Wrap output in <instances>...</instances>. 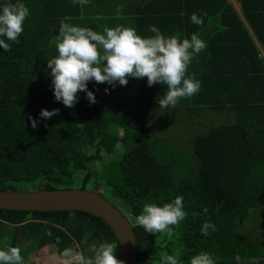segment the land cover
I'll use <instances>...</instances> for the list:
<instances>
[{"label": "trees", "instance_id": "1", "mask_svg": "<svg viewBox=\"0 0 264 264\" xmlns=\"http://www.w3.org/2000/svg\"><path fill=\"white\" fill-rule=\"evenodd\" d=\"M92 1L80 6L72 0H22L30 16L19 43L7 52L0 49V190L20 191L23 183L34 185V191L73 189L75 182L87 190L92 183L96 190L91 191L109 200L100 192L106 189L127 209L128 218L123 215L135 234L136 264H161L168 255L189 264L200 252L212 254L215 264H264V56L239 15L227 0L163 1L164 7L157 4L151 12L148 0L143 4L147 18L138 19L142 27L146 21L181 38L199 35L201 27L206 31L207 47L188 67V74L201 82L200 91L163 109L157 98L166 86L149 87L146 77L115 87L92 81L88 89L96 103L81 92L75 107L68 108L54 98L47 61L58 54L63 17L103 33L98 19L103 10ZM240 4L264 49V0ZM193 13L203 18L195 29L188 26ZM209 20L215 23L212 30L204 28ZM142 27L137 26L139 35H154ZM41 109L59 113L42 120ZM156 109L161 110L157 118ZM206 113L227 118L193 134ZM29 117L39 121L36 128ZM151 126L170 138L151 135ZM191 134L193 154L180 146V139ZM177 196H183L187 215L170 226L171 236L147 233L137 224L144 204L162 205ZM206 221L216 227L207 236L201 232ZM84 240L116 244L120 259L113 230L92 213L0 209V249H21L22 242H29L27 251L21 249L24 261L33 253L32 244L62 252ZM42 254L44 259L49 253Z\"/></svg>", "mask_w": 264, "mask_h": 264}, {"label": "clouds", "instance_id": "2", "mask_svg": "<svg viewBox=\"0 0 264 264\" xmlns=\"http://www.w3.org/2000/svg\"><path fill=\"white\" fill-rule=\"evenodd\" d=\"M73 4L84 6L89 0H72ZM120 9H117L119 16ZM30 16L29 8L16 0H0V49L7 52L12 43H19L24 31V22ZM192 23L203 24L202 16L191 15ZM71 17H63L56 36L57 55L47 61L54 98L68 108L75 107L80 93L91 104L96 103L93 91L88 83H107L115 87L126 86L129 78L141 80L147 78V85L166 86L162 96L157 98L160 108L175 106L181 98H189L200 91L201 82L188 74L192 60L207 47L206 41L198 34L190 38H181L179 34L165 35L155 25H150L151 36L142 37L135 28L117 25L105 27L103 33L91 27H81L70 22ZM109 88H105L107 93ZM59 109H41L39 118L47 120L57 115ZM31 126L36 128L38 120L29 117ZM183 196H177L171 202L146 203L137 224L147 233H167L172 235L170 226L185 220ZM209 229L216 231L215 224L206 221L201 227L203 235H209ZM50 234V233H49ZM94 256L86 257L77 248L68 247L62 256L74 264H124L117 258V245L104 241L94 245ZM0 264H24L19 247L0 249ZM161 264H181L179 256H165ZM189 264H215L213 255L200 252L194 255Z\"/></svg>", "mask_w": 264, "mask_h": 264}, {"label": "water", "instance_id": "3", "mask_svg": "<svg viewBox=\"0 0 264 264\" xmlns=\"http://www.w3.org/2000/svg\"><path fill=\"white\" fill-rule=\"evenodd\" d=\"M0 209L24 211H85L100 217L113 230L124 264H136L137 243L123 213L102 195L78 188L38 191L0 190Z\"/></svg>", "mask_w": 264, "mask_h": 264}, {"label": "crops", "instance_id": "4", "mask_svg": "<svg viewBox=\"0 0 264 264\" xmlns=\"http://www.w3.org/2000/svg\"><path fill=\"white\" fill-rule=\"evenodd\" d=\"M151 1L152 3L150 4V7H149L150 12L154 7L157 6V4L160 5L161 7H164L165 6L164 2L176 3L181 0H151ZM227 1L233 6L236 13L239 15L240 19L244 23L246 30L251 35L253 42L256 44L258 50L261 53V56H264V49L261 47V45L257 41L254 31L252 30L248 21L244 18L242 14L240 0H227ZM92 2H95V6L103 10V15H101V17L98 19H102L101 23L104 26V28L105 27H115L117 25H124L126 27H133L139 31V29H137V26L138 27H142V26H141V23L138 22V19L147 18L148 16V14H146L143 11V4L147 3L148 5V0H94ZM118 8L120 9L119 16L117 14ZM176 10H177V7H175L174 5L173 11L176 12ZM136 12H139V14H135ZM182 13H184V10L182 11ZM204 23H205V26H204L205 29L212 30L215 27V23L212 22L211 20L204 22ZM143 25L144 26L142 28H144V33H146L148 31L146 29H148L150 24L144 21ZM188 26L195 29L197 25L194 23L191 24L189 21ZM202 29L203 27L199 28L200 31L198 35L201 39L204 38L202 35H206V31Z\"/></svg>", "mask_w": 264, "mask_h": 264}, {"label": "rangeland", "instance_id": "5", "mask_svg": "<svg viewBox=\"0 0 264 264\" xmlns=\"http://www.w3.org/2000/svg\"><path fill=\"white\" fill-rule=\"evenodd\" d=\"M142 34V36H143V33H141ZM160 113H161V110H155V112H154V114H155V116H156V118L158 117V115H160ZM220 118H227V117H223V115H216V116H214L213 114H211V113H206V114H204L203 116H202V118L200 119V124L199 125H197V127L195 128V129H193L191 132L194 134V133H202V132H205L207 129H208V127L211 125V124H218L219 123V120L218 119H220ZM147 124H149V123H147ZM146 126V125H145ZM148 129H151V135H157V134H160V135H162L164 138H166L167 140L170 138L169 136H168V134L166 133V132H162V131H160V128H155L154 126L152 127H150V128H148ZM158 132H160V133H158ZM120 134H121V132H120ZM193 134H191V135H189V136H187L186 137V139L185 138H181L180 139V141L182 142V144H180V146H183L185 149H186V151L189 153V154H193V151H192V142H193V140H192V136H193ZM89 152H90V150H92L91 149V147H89ZM190 156V155H189ZM103 157H105V155H103ZM105 159V158H104ZM95 164V171H97L98 172V170H99V165H97V163H94ZM98 174V173H97ZM96 174V175H97ZM76 175H77V177H79V176H81V171H78V172H76ZM95 175V176H96ZM91 184L92 183H90L86 188H87V190H89V191H91V190H96V189H94L92 186H91ZM74 185H76L77 187H78V183L77 182H75L74 183ZM75 186V188H77ZM20 188L22 189V190H20V191H34L35 190V186L34 185H32V184H29V183H23V184H21L20 185ZM37 188H38V186H37ZM100 192H102L106 197H108L109 198V201L110 202H112L127 218H128V215H126V211H127V209H126V207L124 206V204L122 203V202H120V200L119 199H117V198H112V197H110L109 195V191H107L106 189H104V191L102 190V191H100ZM246 233H248L249 235L251 234V231L249 232V230H247V232ZM103 242V241H102ZM100 243H98L97 244V246L99 245ZM21 245V244H20ZM23 248V247H22ZM51 248V247H50ZM54 249V248H53ZM45 250H47V249H45ZM91 250V249H90ZM88 255L89 256H94V251H91V253H88ZM39 261H43L44 259H43V254H42V252L41 253H39ZM49 256H51L52 257V255H50L49 254ZM30 259V258H29ZM56 261H58V259H57V257H56V259H55ZM252 261V260H251ZM251 261H245V262H240L239 264H260L258 261H255V262H251ZM74 262H72V261H70V260H66V261H64V263H57V262H55V264H73ZM25 264H27V263H25ZM32 264H34V262L32 261Z\"/></svg>", "mask_w": 264, "mask_h": 264}, {"label": "flooded vegetation", "instance_id": "6", "mask_svg": "<svg viewBox=\"0 0 264 264\" xmlns=\"http://www.w3.org/2000/svg\"><path fill=\"white\" fill-rule=\"evenodd\" d=\"M74 211V210H73ZM36 212H39V211H36ZM76 243V242H75ZM98 243H100V242H98ZM98 243H87L85 240L82 242V244H79V243H76L75 245H73L72 247L73 248H77L78 247V250H80V251H82L84 254H85V256L86 257H88L89 255H88V253H91V251H94V249H93V246L94 245H97ZM29 246V242H27V241H24V242H22V244H21V249L22 250H24V251H27L28 250V247ZM23 247V248H22ZM30 247L32 248L31 249V251L33 252V253H31V254H29V256L27 257L28 259L26 260L25 259V261H24V264L25 263H27V261H33L34 262V264H55V262H57V263H64V261H66L67 260V258H64L63 256H62V252H60L55 246H51V249L50 250H42V248L41 247H39V245H38V243H35V244H32V245H30ZM54 248V249H53ZM91 249V250H90ZM49 253L50 255H52V257L51 256H49V254H44V256H45V260H43V261H39L40 259H38L39 258V256L36 254V253ZM56 253H61V254H59V255H57ZM56 257H57V259H58V261H56L55 259H56ZM29 258H30V260H29ZM35 259H38V263H35ZM31 264H32V262H31ZM74 264V263H73Z\"/></svg>", "mask_w": 264, "mask_h": 264}]
</instances>
